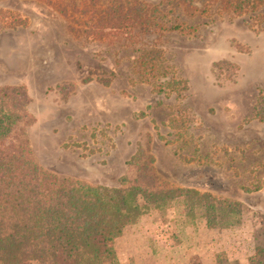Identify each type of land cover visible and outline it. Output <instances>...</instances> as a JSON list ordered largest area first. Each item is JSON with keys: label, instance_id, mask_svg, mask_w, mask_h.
Segmentation results:
<instances>
[{"label": "rangeland", "instance_id": "rangeland-1", "mask_svg": "<svg viewBox=\"0 0 264 264\" xmlns=\"http://www.w3.org/2000/svg\"><path fill=\"white\" fill-rule=\"evenodd\" d=\"M216 7L0 0V92L23 116L4 146L27 141L43 171L71 182L194 189L243 206L238 225L208 230L180 201L151 208L122 240L169 264L244 261L264 230V33Z\"/></svg>", "mask_w": 264, "mask_h": 264}, {"label": "trees", "instance_id": "trees-1", "mask_svg": "<svg viewBox=\"0 0 264 264\" xmlns=\"http://www.w3.org/2000/svg\"><path fill=\"white\" fill-rule=\"evenodd\" d=\"M208 1L217 6L218 15L247 16L249 29L264 33V0ZM111 12L115 20L120 19L115 11ZM140 18L123 19L139 21ZM104 28L107 27L101 31ZM8 98L6 92H0V264H59L60 261L105 264V257L110 264H118L114 250L109 247V237L136 225L151 208L162 209L174 201L182 202L186 215L194 221L204 220L208 228L230 229L240 223L243 214L240 203L194 189L147 192L123 184L93 187L46 173L32 158L27 141L4 146L23 122V116L4 102ZM25 106L24 103L22 107ZM256 240L259 243L248 262L264 264V230ZM214 264L239 263H231L219 254Z\"/></svg>", "mask_w": 264, "mask_h": 264}, {"label": "crops", "instance_id": "crops-1", "mask_svg": "<svg viewBox=\"0 0 264 264\" xmlns=\"http://www.w3.org/2000/svg\"><path fill=\"white\" fill-rule=\"evenodd\" d=\"M208 227L206 226V224L204 223L203 229L208 230ZM135 229L134 226H127L125 228L122 229V232L120 234V236L117 239V244L115 245V254L117 257V261L118 264H136L134 261V257L139 260V257H141V263L142 264H169V262L167 261L165 254H157V252L151 248L150 245H146L143 247H139L135 244L130 245L129 243L126 244V242L124 243V241L122 240L123 237L126 235V232L129 231L130 233L133 232V230ZM130 233L127 236H130ZM121 248L124 249V251L126 252V254H123L121 251ZM252 255V253L250 254ZM249 255V256H250ZM212 262H208L207 264H211ZM239 264H249L248 262V257L246 258V260L244 261H238ZM203 264H205L203 262Z\"/></svg>", "mask_w": 264, "mask_h": 264}]
</instances>
